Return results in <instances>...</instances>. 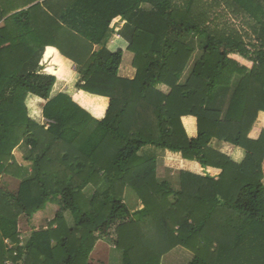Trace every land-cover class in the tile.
<instances>
[{
  "label": "trees",
  "instance_id": "trees-1",
  "mask_svg": "<svg viewBox=\"0 0 264 264\" xmlns=\"http://www.w3.org/2000/svg\"><path fill=\"white\" fill-rule=\"evenodd\" d=\"M203 1L0 0V264H91L100 240L119 250L120 264H160L177 246L192 252L184 264H264V130L247 138L264 113V10L255 0H221L255 20L249 45L228 21L212 19L210 28ZM116 17L121 28L111 25ZM117 32L133 55V78L118 74L123 50L107 46ZM197 47L200 58L179 82ZM53 48L76 64L75 87L109 98L102 118L65 92L51 94L56 72L41 62L58 61ZM29 95L45 100V124L29 115ZM183 115L196 118V137ZM212 140L244 149V159L234 162ZM23 145L33 169L26 177L14 154ZM144 148L221 171H182L174 190L158 181L156 157ZM5 175L18 181L15 190L2 186ZM125 187L142 207L128 208ZM49 203L59 205L54 217L20 245L19 217Z\"/></svg>",
  "mask_w": 264,
  "mask_h": 264
},
{
  "label": "rangeland",
  "instance_id": "rangeland-1",
  "mask_svg": "<svg viewBox=\"0 0 264 264\" xmlns=\"http://www.w3.org/2000/svg\"><path fill=\"white\" fill-rule=\"evenodd\" d=\"M204 2L207 3V9H208V14H209L208 16L210 17V18H207L208 19L207 24L210 25L209 26L210 28H212L214 26L213 20H215L216 22H219V23H222L224 21H228V22L232 23V25L236 29H238L239 32L242 33L243 39L245 40L246 43H248L249 45L254 44L253 41L257 40V36L253 32V28H252L253 24L255 23V20L253 18H251L246 12L234 13V12H232L231 8H228L227 6L225 7L224 3L221 0H204L203 3ZM254 4H261L262 9L264 10V0H255ZM209 5L211 6V10H210L211 12L209 11ZM121 23L122 22L120 19L119 20L113 19L111 25H114V27H118V26H120ZM0 25H2L1 21H0ZM117 33H112V35H111V37L107 43V45L111 44L109 46L113 51H115L116 48H120V46L118 44V41L120 40V38H119ZM116 40H118V41H116ZM260 43H261V41L258 40L257 45H259ZM94 49H95V46H94ZM56 53H57L58 57L60 58L59 63H57L58 65H54V67L49 66V68H46L47 70H45V72H48V69L54 70L56 72L54 74L58 78L57 81L55 82L54 88L52 90V93H51L52 95H54V94L60 92L61 90L65 89L64 87H65L66 83H68V86H70V85L72 86L75 80H74V78H71V81L73 83L69 82V80H70L69 76H71L73 73H75L76 76L78 75L76 64L71 62V61H68L67 63H65L66 61H64V60H67V59L61 57L59 52H56ZM235 55L238 58V60L241 61V62H239L240 64L244 63L242 65H247V67H250L252 65V62L250 60H247L244 57L242 58L241 56H239V54L238 55L235 54ZM128 57H129V52L126 51V54L123 58V63H122V65H120L121 68H119V72H118L119 76L123 77V78H127V77L130 78V76L132 78L134 76V73L133 74H126L125 73V70L127 69V66H128V62L125 63L124 61L127 60ZM48 58H50V57H48ZM45 62H47V60H45ZM45 62H41V63H44V65H45ZM63 67H66L65 71L60 73L61 68L63 69ZM70 73H71V75H70ZM125 75H126V77H124ZM77 79H78V77L76 78V80ZM74 87H75V85H74ZM75 88L79 89L77 87H75ZM76 89H75V91H76ZM38 101H41V100H39L38 98H36L33 95H30L29 98H27V100H26L27 110H28V113L31 114V118H33V120H35L39 124H45L46 120L43 118V116H41V114H39V116L37 117V115L35 113H33L34 112L33 109H35V108H33V106H31V105L38 107V106L42 105V103H43V102H38ZM15 151L17 153V157L19 156L18 161L21 164H24L23 168H24L25 172L23 173V176H25V177L30 176L33 172V169H32V164L29 161H27L26 159H24V155H25L24 145H23V147L21 146L19 148H16ZM169 165L172 166L169 169H171V173H173V164L171 165L169 163ZM167 174L168 175H166V176H169V180L172 182L173 174L171 175L169 172H167ZM5 180H7L8 182L6 183V186L2 185L3 187L7 188L8 190H12V191L16 189L17 183H18V181L16 179L10 178V177L5 175L3 181L5 182ZM158 180H160V179H158ZM124 190L125 191L128 190V195L125 196V197H128V199H129V201L127 202L128 208L130 207L131 210L140 208L141 202H137V205H136L137 207L135 206L134 201L136 198H135L134 193L131 191V189H124ZM58 209H59V205H57L56 203H53V204L49 203L46 205V207L43 210L36 212L31 218H28L25 215L20 216L19 220H18V226H17L18 231H19V239H20L19 244L23 245V243L30 236L32 231L39 230L42 228H46L48 225V222L54 217V214L56 211H58ZM64 217L66 218V221L68 222V224L71 225L70 223H72V216H71L69 211L64 212ZM100 242L101 243L98 242L99 244H96V246L93 248V250L91 251V253L88 256L87 261L91 264H120L121 255H120L119 250L115 249L114 246L108 241L100 240ZM9 245L12 247H15V244L9 243ZM191 257H192V252H190L189 250L186 251L182 247H175V248H173V250H170L169 252H167L161 256L160 264H184L185 262H188L189 260H191Z\"/></svg>",
  "mask_w": 264,
  "mask_h": 264
},
{
  "label": "crops",
  "instance_id": "crops-1",
  "mask_svg": "<svg viewBox=\"0 0 264 264\" xmlns=\"http://www.w3.org/2000/svg\"><path fill=\"white\" fill-rule=\"evenodd\" d=\"M143 7H147V5L143 4ZM119 19L121 20L122 23L117 28H121L123 25V22H124L120 17L115 18V20H119ZM118 36H119L120 40L119 41L116 40V41H118L120 48L123 50V58H124L126 51H127L126 50L127 43L119 34H118ZM109 45H111V44H108L107 46H109ZM48 48H52V47L48 46L46 48V50ZM109 48H110V46H109ZM116 49H118V48H116ZM53 50L55 53L58 52L55 48H53ZM201 54H202V50L200 48L197 47L193 50L192 55H191L187 65L185 67V70H184L179 82H183L189 76L190 71H191L195 61L198 58H200ZM132 56H133L132 53L129 52L128 59L124 61L125 63L128 62L127 69L125 70L126 74H133V73L135 74V69L131 66ZM229 57L232 58L233 60H235L236 62H241L238 60V58L236 57L235 54H230ZM123 58H122L121 65L123 63ZM45 60H47V62H45ZM59 61H60V58H58L57 62L54 61L53 56L50 58H47V59L44 57L43 62H45V70H47L46 68H49V66L54 67V65H58L57 63H59ZM64 61H66L65 63H67L69 60H64ZM242 64H244V63H242ZM245 66H247V65H245ZM65 68L66 67H63V69L61 68L60 73L64 72ZM52 74L55 75L54 73H52ZM70 75H71V73H70ZM77 77H78V75L76 76L75 73H73L71 76H69V79H70L69 82H72L71 78H74V80H75L74 83L72 82L73 85L68 86V83H66L65 87H64L65 89L61 90L60 92H65V93L69 94L77 104H79L83 109H85L87 112H89L95 118H102L105 114L107 107H108L109 98L104 97V96H99L96 94H91V93L85 92L81 89H76L74 87V85H75ZM124 77H126V75ZM130 78H131V76H130ZM160 88H161L162 92H164V93H166L168 91L167 86L162 85ZM75 89H76V91H75ZM29 96H28V98H29ZM36 98H38V97H36ZM38 99L41 100L38 102H43L42 105H40L38 107L31 105V106H33V108H35V109H33L34 110L33 113H35L37 115V117L39 116V114H41V116H43L42 108H43V105L45 104V101L43 99H40V98H38ZM97 106L102 107V111L100 113H97L92 109V108H95ZM29 115L31 116L30 113H29ZM181 123H182V125L185 129V132L189 138H193V137L197 136V123H196V118L193 115L181 116ZM263 130H264V113L260 112L258 114L257 118L254 120L251 128L249 129L248 134H247V138L251 139V140H257ZM210 145L212 148L228 155L231 158V160H233L236 163H240L244 159L245 150L238 147V146H234L230 143L222 142V141H218V140H212ZM144 152L154 154L156 157L155 170H156L157 178L160 179L158 181H160V182L166 181L169 184V186L174 190H177L180 187V178H181L180 174L182 171L193 173V174H198V175H202V176L209 175V176L214 177V178H217V176L219 175V173L221 171L220 168H217V167H212V166L203 167L196 160L184 159L181 157L180 153H173V152H170L167 150L162 151L160 149L156 150L154 148H150V149L144 148V150H140L139 153L145 154ZM14 154L17 156L16 151H14ZM169 163L171 165L173 164V173H171V169H169L172 167L169 165ZM261 171H262V182L264 184V160L262 162ZM167 172H169L171 175L173 174L172 182L169 180V176H166V175H168ZM124 189H129V187H125ZM127 195H128V190H126V191L124 190V196H127ZM134 202H135V206H136L137 202H140V200H138L136 198ZM141 207H142V205H141ZM133 210H135V209H133ZM177 247H180V246H177ZM183 249H185V248H183ZM171 250H173V249H171ZM185 250L187 251V249H185ZM185 263H187V262H185Z\"/></svg>",
  "mask_w": 264,
  "mask_h": 264
}]
</instances>
